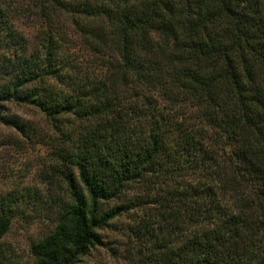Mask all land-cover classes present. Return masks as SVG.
Instances as JSON below:
<instances>
[{
	"label": "trees",
	"instance_id": "16d2710c",
	"mask_svg": "<svg viewBox=\"0 0 264 264\" xmlns=\"http://www.w3.org/2000/svg\"><path fill=\"white\" fill-rule=\"evenodd\" d=\"M0 125L45 148L34 264L121 215L149 231L130 264H264V0H0Z\"/></svg>",
	"mask_w": 264,
	"mask_h": 264
},
{
	"label": "rangeland",
	"instance_id": "374dc122",
	"mask_svg": "<svg viewBox=\"0 0 264 264\" xmlns=\"http://www.w3.org/2000/svg\"><path fill=\"white\" fill-rule=\"evenodd\" d=\"M36 26L31 19H22L18 23V28L28 37L32 36ZM6 106L9 112L38 125L37 121L33 120L37 119V115L32 109L12 104ZM0 135L12 140L11 145L0 147V205L8 200L7 198L19 195L15 210L8 212L10 225L0 239V264H34L28 247L52 227V213L41 202L44 201L46 192L38 189L41 187L40 172L45 168L42 164L45 148L37 142V138L25 141L2 125ZM26 190L30 193L35 191V195L24 194ZM117 201L107 203L106 207L116 204ZM131 223L129 215H121L107 228L100 230L103 245L90 249L78 264H130L132 259L137 257V248L141 243L140 233L144 236L149 233L142 228L135 232L133 227H127ZM145 237L150 239L149 236Z\"/></svg>",
	"mask_w": 264,
	"mask_h": 264
}]
</instances>
